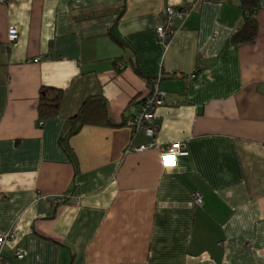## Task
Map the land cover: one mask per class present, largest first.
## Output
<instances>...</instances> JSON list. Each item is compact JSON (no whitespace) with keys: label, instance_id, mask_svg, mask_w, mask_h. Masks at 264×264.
I'll return each instance as SVG.
<instances>
[{"label":"crops","instance_id":"0c3cea01","mask_svg":"<svg viewBox=\"0 0 264 264\" xmlns=\"http://www.w3.org/2000/svg\"><path fill=\"white\" fill-rule=\"evenodd\" d=\"M240 2H0V233L12 236L10 264H264V0L254 38L236 43ZM191 4L165 48L155 32L164 10ZM155 83L165 95L152 138L125 121ZM42 87L62 99L39 124ZM89 96L105 99L113 124L69 137L74 166L59 138ZM174 142L186 154L164 166L160 147Z\"/></svg>","mask_w":264,"mask_h":264},{"label":"built area","instance_id":"2783aa9c","mask_svg":"<svg viewBox=\"0 0 264 264\" xmlns=\"http://www.w3.org/2000/svg\"><path fill=\"white\" fill-rule=\"evenodd\" d=\"M3 0H0L2 2ZM194 10V5H188L183 7H167L163 12L162 23L156 27L155 32L158 40L166 48L170 44L177 28L174 26L175 19L185 20L189 14ZM16 38V29L13 26L8 27V40L13 41ZM165 93L160 90L157 84H153L150 92L143 96L139 102V108L137 112L125 121V124L132 130L141 129L143 132L152 138H155L159 126L153 123V119L156 117V109L163 105ZM42 121H39L41 124ZM154 145L151 144L140 145L135 147V151L147 149ZM186 154L183 145L179 142H174L160 147L161 160L164 166H171L175 163L176 157ZM193 200L195 204L201 203V196L199 193L193 194ZM64 197H57L55 201H62ZM10 231L6 233H0V264H10L11 259L5 255V246L9 239H11ZM13 257L20 259L25 255L23 249H15L12 253Z\"/></svg>","mask_w":264,"mask_h":264},{"label":"trees","instance_id":"16d2710c","mask_svg":"<svg viewBox=\"0 0 264 264\" xmlns=\"http://www.w3.org/2000/svg\"><path fill=\"white\" fill-rule=\"evenodd\" d=\"M240 3L245 11V17L241 27L235 31L232 36V40L236 43L252 40L254 38L256 28L254 12L257 7V0H241ZM134 68L137 70V67ZM61 99L62 91L60 89L42 87L39 91L37 106L38 120L44 121L47 118L57 115ZM112 124L113 123L108 118L104 98L101 96H89L83 100L77 112L65 121L63 133L59 138L61 147L67 153L74 166L76 165V159L74 153L68 145L69 137L77 133L84 125Z\"/></svg>","mask_w":264,"mask_h":264}]
</instances>
